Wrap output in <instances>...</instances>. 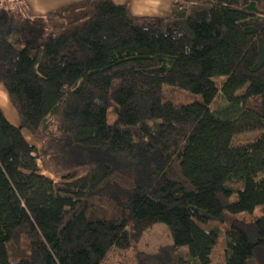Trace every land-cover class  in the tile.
<instances>
[{"label":"trees","instance_id":"16d2710c","mask_svg":"<svg viewBox=\"0 0 264 264\" xmlns=\"http://www.w3.org/2000/svg\"><path fill=\"white\" fill-rule=\"evenodd\" d=\"M0 84L18 118L0 108V264H103L131 223L158 222L172 242L137 264H210L212 221L227 222L224 264H264V175L223 160L236 133L264 141V0H172L167 15L0 0ZM162 85L201 99L137 103V86ZM109 97L121 125L157 124L135 140Z\"/></svg>","mask_w":264,"mask_h":264},{"label":"rangeland","instance_id":"374dc122","mask_svg":"<svg viewBox=\"0 0 264 264\" xmlns=\"http://www.w3.org/2000/svg\"><path fill=\"white\" fill-rule=\"evenodd\" d=\"M32 0H26L27 6L31 5ZM47 1V0H46ZM41 7L34 6L29 7V10L36 14H43L50 9H53L62 4L68 3L72 0H48ZM130 6L136 9L139 15H167L170 12V5L172 0H129ZM128 1V2H129ZM128 4V3H127ZM130 10V9H129ZM16 40L15 36L11 37V40ZM17 47H20V43H16ZM216 83H220L221 78L214 79ZM119 84L118 79H113L110 85V92L117 88ZM137 103L141 106L154 105L158 100H170L174 104L187 103L193 100H200L198 95L188 93V91L180 90L175 87L162 85L160 88H148L144 89L140 86L136 87ZM0 108L5 114L6 118L14 123H18V118L14 107L10 104L5 89L0 84ZM107 120L108 122L117 128L127 130L131 133L135 140L142 139L143 128L153 129L157 124V120L140 122L134 126H123L119 122V110L118 106L109 97L107 108ZM23 135L29 143H36V141L25 131L22 130ZM250 163V167L257 176L264 175V141L261 133L257 131L248 133H236L232 139V144L228 152L223 156L225 163V169H231L234 164H239V161L243 157L247 158ZM243 155V156H242ZM37 164L40 172L50 175L53 178H57L53 175L44 165L40 159L37 160ZM236 194H233L229 201H234ZM254 212L259 214L261 207H256ZM208 225L215 228L217 231L216 243L212 248L210 254V264H224V231L227 226V222H209ZM131 242L127 248L120 249L112 247L106 253L103 264H137L136 254L138 252H155L160 245L169 244L172 242L168 227L164 223H155L149 229L139 231L131 223L130 227ZM180 252L186 253V247H180Z\"/></svg>","mask_w":264,"mask_h":264},{"label":"crops","instance_id":"0c3cea01","mask_svg":"<svg viewBox=\"0 0 264 264\" xmlns=\"http://www.w3.org/2000/svg\"><path fill=\"white\" fill-rule=\"evenodd\" d=\"M26 1V0H25ZM73 1V0H72ZM115 2H117V3H128V7H129V9H130V11L133 13V14H136V15H139L138 13V11L136 10V9H133L132 10V8H131V6H130V1L129 0H114ZM129 1V2H128ZM45 2H49L48 0L46 1V0H32L31 2H30V4L31 5H29L28 6V8L29 7H33V5L36 7V6H38V7H41L43 4H45ZM71 2V1H70ZM66 4V3H65ZM63 5V4H62ZM61 6V5H60ZM58 7V6H57ZM170 7H171V5H170ZM51 10V9H50ZM31 12V11H30ZM31 13H33V12H31ZM34 14H36V13H34ZM12 123V122H11ZM14 124V123H13Z\"/></svg>","mask_w":264,"mask_h":264}]
</instances>
